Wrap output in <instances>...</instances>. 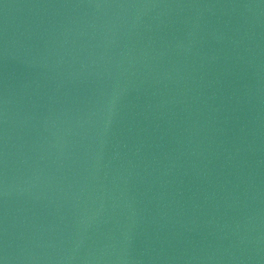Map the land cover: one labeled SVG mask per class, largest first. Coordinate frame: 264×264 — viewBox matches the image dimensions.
Masks as SVG:
<instances>
[{
	"label": "water",
	"instance_id": "water-1",
	"mask_svg": "<svg viewBox=\"0 0 264 264\" xmlns=\"http://www.w3.org/2000/svg\"><path fill=\"white\" fill-rule=\"evenodd\" d=\"M0 264H264V0H0Z\"/></svg>",
	"mask_w": 264,
	"mask_h": 264
}]
</instances>
